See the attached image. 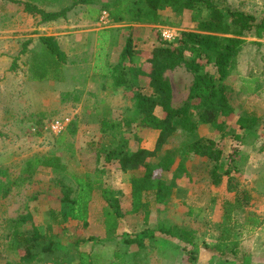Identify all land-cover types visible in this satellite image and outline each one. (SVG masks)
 <instances>
[{
    "label": "trees",
    "instance_id": "16d2710c",
    "mask_svg": "<svg viewBox=\"0 0 264 264\" xmlns=\"http://www.w3.org/2000/svg\"><path fill=\"white\" fill-rule=\"evenodd\" d=\"M11 1L20 5L24 12L35 18L37 23H46L65 17L66 12L76 4H89L93 0H74L71 6L63 7L58 11L46 9L58 0ZM201 7L209 12L206 19L199 20L194 30H182L173 41H165L158 35L152 48L145 52L140 64L134 63L133 58L138 59V57L135 56L132 36H129L120 53L119 61L109 70L117 76L118 84H123L131 91L129 99L132 106L126 108L118 119H101L100 132L119 141L109 149H98L97 155L99 157L100 153L104 154V161L107 163L117 162L123 172H138L139 175L130 179L131 190L126 196L125 208L122 207L120 198L115 196L109 187L101 186L100 176L103 170L97 169L95 173L85 175L71 171L70 159L74 157L75 150L68 136L76 133L77 119L70 121L65 131L57 135L52 150L24 160L18 177L1 171L0 196L4 197L10 191L11 184L32 178L41 168L49 169L52 183L60 188L62 194L60 201L68 205L69 219L81 222L84 227L88 224L93 192L100 190V195L106 203L101 219L107 237L111 238L116 235L120 219L125 214L142 212L144 221L148 220L151 211L150 196L153 195L156 202H163L166 199L167 188L158 178V174L168 170L174 158L168 153L156 161L152 158L169 137L177 132H183L188 136L183 154L193 153L206 158L207 168L209 167L206 175L210 183L218 185L225 177L223 193L216 197L220 200L221 208L224 209L225 219L230 218L232 210H239L245 199V196L241 195L243 188H240L238 181V176L242 174L240 163L234 158V152L227 156L226 162L223 159L222 135L219 140L206 137L192 140L198 128V122L193 116L196 115L200 123L211 127L215 134H220L226 122L234 117L237 107L232 104V95L240 92L234 88L237 82L233 75L236 72L238 55L247 36L261 37L264 32V17L257 20L252 13L233 9L215 0H104L101 9L108 12L111 23L122 21L132 23L142 20L141 14L144 13V8L148 16L154 17L165 9L180 11ZM39 41L46 47L49 56L41 67L39 75L46 77V74L52 73L53 77L55 70L60 69L63 53L52 36H40ZM179 66H183L191 73L192 82L186 102L179 107H173L171 84L165 73ZM239 109L236 123L242 131L234 136L242 143L253 142L258 136L257 124L262 116L247 108ZM147 130L158 131L153 151L140 145L143 137L141 133ZM131 141L133 145L130 148ZM262 148L264 143L260 146V149ZM50 214L53 222L59 223L58 213L50 210ZM247 219L252 221L250 225L252 229L259 223L255 218L247 217ZM31 220V215L28 213L11 221L10 233L14 241L20 244L18 264L36 259L37 244L42 243L41 250L44 253L53 252L55 245L52 236L53 224H47L44 233L35 226L32 227L31 234L22 233L20 226ZM9 222L10 220L7 224ZM176 232L192 244L194 230L176 227L170 223L168 225L162 221L154 228H145L140 234L127 239V243L133 250L154 247L157 234L173 236ZM236 232L240 233L238 229ZM232 234L233 229H228L212 247L218 251L229 248V251L237 253L238 242ZM76 241L79 246L82 242L99 240L89 236ZM146 254L148 250H145L144 255ZM75 255L76 264H94L89 252L79 250ZM114 257L115 264L124 263L123 256L118 252L114 253ZM138 258L139 256L132 263L127 262V264H138L140 260ZM130 259H133V256Z\"/></svg>",
    "mask_w": 264,
    "mask_h": 264
},
{
    "label": "rangeland",
    "instance_id": "374dc122",
    "mask_svg": "<svg viewBox=\"0 0 264 264\" xmlns=\"http://www.w3.org/2000/svg\"><path fill=\"white\" fill-rule=\"evenodd\" d=\"M215 1L227 4L233 9L252 13L257 20L264 17V0ZM7 9L15 14L22 10V7L11 0H0V14ZM143 12L142 20L138 21L142 24L143 30L138 37L134 38L138 46L136 53L141 55L142 59L149 47L152 48L149 45L153 46L156 37L161 36L162 29L168 28L178 36L182 30H194L197 22L206 19L209 15L204 7L180 11L165 9L154 17L148 16L145 8ZM6 23L7 17L4 13L0 15V26H4L3 29H5ZM3 35L6 36V32ZM20 42L19 38L13 48V55L8 56V63L4 62L0 66V172L4 171L6 174L16 177L21 174L20 169L24 160L52 150L57 137L47 128L52 120L67 118L71 121L77 119L80 123L89 120H96L98 123L103 118L97 114L88 118L86 113H78L76 106L67 104L58 106V99L53 97L46 98L48 107L47 104L44 106L43 98L40 95L35 96V92L33 94L31 89L23 88L16 79V77H21L24 72L20 50L18 51ZM11 65L13 68L8 74L6 72L9 69L6 68ZM10 74H13L14 80L6 81ZM233 75L237 82L234 88L240 92L232 95V104L239 108L255 109L259 114L263 113L264 32L259 38L254 36L245 38V43L238 55L236 72ZM165 77L170 81L171 88L174 90V107H179L187 100L192 75L183 66H179L174 70L167 71ZM46 108L55 110L51 112L39 111ZM113 115L102 114L109 118ZM259 125L261 135L257 142L262 144L264 143V117ZM82 130H78L74 136H70V139L73 143L75 142L85 168L92 170L96 158L92 153V148L87 147V144L84 143L86 137L80 134ZM87 136L90 135L87 134ZM187 142L188 136L179 132L164 145V148L168 150L169 146H180L181 148ZM222 143L224 147L227 144L226 149L235 153L242 168V174L238 176L240 188H243L241 195L245 196L241 208L232 210L230 218L225 219L223 208L220 209V215L218 209H214L212 205H207L204 209L195 208L188 215L187 211L182 209L184 206L178 204L179 207L173 210H169L168 207L155 210L153 223L149 224L151 228H154L160 220L168 218L166 221L170 224L174 222L182 228L194 230L192 244L176 232L171 240L159 236L154 240V247L133 250L127 243V239L133 238L135 234H140L141 231L138 230L143 228L140 222L133 225L125 223L126 228L121 226L116 235L108 238L101 219L104 205L100 198L92 201L88 224L87 227H84L81 222L69 219L68 205L60 201L62 195L60 188L52 183V174L41 169L30 179L11 184L10 191L4 197L0 196V264L19 263L18 246L20 244L14 241L10 233V225L12 220L28 213L32 220L20 226L22 233L31 234L34 226L44 233L46 225L52 223V236L55 245L53 252L46 254L41 250L42 243H36V259L22 264H76L75 254L79 250L89 252L94 264H115V252L123 256V264L132 263L137 256H139L138 260L140 259L138 264H264V150L260 152L253 150L250 145L239 146L237 143L229 146V142L224 140ZM97 168L103 170L101 174L105 180L102 182L105 184L116 186L120 183L117 178L119 170L115 168V165H104L100 162ZM193 179L195 185H203L205 188L207 184H210L205 173L200 178ZM0 180H2L1 177ZM178 196L182 195L178 194ZM199 197L202 198V195ZM119 198L122 207L125 208L126 197L122 195ZM50 210H55L58 213L59 223L53 222ZM218 215L220 236L221 234L225 235L228 229H233L232 237L238 242L237 253L229 251V248L218 251L212 247L213 245L207 243L211 241L206 239V236L212 235L213 231L216 232L218 229L213 230L211 225L213 217L218 219ZM247 217L257 219L258 225L252 229L250 226L252 221ZM9 220L10 222L7 224ZM174 226L179 227L178 225ZM236 229L239 230V234ZM203 232L206 234L204 235ZM89 236H94L99 241L82 242L79 246L77 245V239L81 240ZM145 250H148L146 255H144ZM130 255L133 256V259H130Z\"/></svg>",
    "mask_w": 264,
    "mask_h": 264
},
{
    "label": "crops",
    "instance_id": "0c3cea01",
    "mask_svg": "<svg viewBox=\"0 0 264 264\" xmlns=\"http://www.w3.org/2000/svg\"><path fill=\"white\" fill-rule=\"evenodd\" d=\"M73 1L74 0H58L57 3L47 6L46 9L58 11L63 7L71 6ZM103 3L104 0H93L89 4H76L66 12L65 17H60L46 23H37L34 17L23 10L14 14L13 11L7 9L2 13H5V16L7 17L5 29H3L4 26H0V66L4 62L6 64L8 63V56L13 55V48L20 38L21 44L18 51L20 50L21 65L23 66L24 72L21 74V77H16V79L20 82L23 88L26 87L31 89L33 94L35 92V96L40 95L43 98L44 106L47 104L48 107V103H46L45 99L53 97L58 99V106L64 104L72 105L73 107L76 106L77 111H79L78 113L84 112L88 115V118L97 114L100 115V117H106L105 119H107L109 117L102 116V114H111V116L114 114L111 118L118 119L120 114L125 111L126 108L132 106L129 99L131 91L123 84H118L116 82L117 76L110 73L109 70L119 61L120 53L129 36H132L131 38L135 44V56L138 57V59L136 57L133 58L134 63H141L143 59L136 53L138 46L136 45L134 38L141 34L143 27L141 23L135 21L132 23L126 21L112 22L108 26H98L97 20L101 13V6ZM5 32L6 36L3 35ZM40 36H52L56 41L59 50L63 53V61L60 64V69L58 71L55 70L54 78L52 77V73L46 74V77L39 75L41 67L49 57L46 47L39 41ZM149 46L152 47V45ZM12 68V65L10 67L7 66L6 69L9 70H7L6 73L9 74L10 69ZM13 78V74H10L7 76L6 81H12L14 80ZM7 87L8 84L6 82V89ZM182 104H180V106ZM171 105L173 107L175 106L174 90H172ZM247 109L262 116L261 119L263 121L264 112L259 114L255 109H250L249 107ZM53 110L55 109L46 108L45 110L39 111L51 112ZM239 113L240 109L238 107L235 108L234 117L226 122L224 130L220 134H215L211 127L200 123L197 120L196 115H194L193 119L198 122V128L191 139L206 137L217 140L218 137H221L222 135V139L225 142H229V146L233 145V143H237L239 146L250 145L253 150L262 152L264 148L260 149L261 144L257 142L261 135L260 122L257 124V127L259 128L258 136L253 142L242 143L235 138L234 134L241 133L242 131L236 123V117ZM101 119L98 123H96V120H89L88 122L83 123L77 122L78 128L76 133L78 130L83 129L80 134L86 137L84 143L87 144V147L92 148V153L96 158L94 160L95 164L93 169L90 170L85 168L84 164L81 162V157L77 151L75 142L73 143L70 136H68V140L73 143L75 150L74 157L70 159V169L73 173L85 175L87 173H95L96 170L99 169L97 167L100 162L104 165L113 164L115 165V168L119 170L117 178L120 183L116 186L105 184L102 182V180L105 179H103L101 174L100 184L101 186L109 187L115 196L120 197L123 195L126 197L131 190V177L139 174L137 171H121L117 162H105L104 154L100 153V156L98 157V149H109L115 146L119 141L108 134L100 132L99 124ZM70 121L71 120H69V122ZM178 133L179 132L169 137L161 149L156 153V156L152 158L154 159L153 161H156L167 153L171 154L174 158L170 168L158 174V178H160L167 188L166 199L163 202H156L153 195L150 196L149 208L151 211L148 220L146 222L144 221V215L142 212L125 214V216L120 219L117 232L120 230L121 226L126 228L125 223L133 225L135 223L139 224L140 222V224L143 225V228L138 230L139 232H142L145 228H151L149 224L153 223L155 210L163 209L165 207H168L169 210H173L179 207L178 204L184 206L182 209L186 210L188 215H190V210H195V208L204 209L207 205H212L214 209H218L220 215L221 204L220 200L216 199V197L223 193L225 177L222 178V181L218 185L211 184L210 180H208V175H206L209 170V167L207 168L208 162L206 158L193 153H189L188 155L183 154V151L186 150L187 143L182 145L181 148L180 146H169V150L164 148V145H166L168 141L174 138ZM87 134L90 136H87ZM141 135L143 137L140 145L153 151L155 149L158 131L147 130L141 133ZM261 138L263 139V137ZM132 145L133 143L131 141L130 148ZM226 146L227 144H225L223 151V159L225 162L227 156L231 153L228 148L226 149ZM161 151L163 152L160 154ZM234 158L238 161L235 155ZM43 170L50 173L49 169ZM102 172L103 171H101V173ZM203 173H205L207 181L210 183L206 185V188L203 185H195L193 179L195 177L200 178ZM178 194L182 196H178ZM200 195H202V198L199 197ZM97 198H100L105 207L106 203L102 199L99 189L93 192L91 203ZM219 215L218 219L213 217L211 220L212 229H218L216 232L213 231L212 235L206 236V239L211 241L207 242L209 245H214L220 238ZM166 219L168 218L160 220V222L162 221L165 224H169ZM172 224L180 227L179 224L174 222H172ZM203 234L205 235L206 232H203ZM159 236H164L171 240L175 235L167 236L157 234L155 238H158Z\"/></svg>",
    "mask_w": 264,
    "mask_h": 264
},
{
    "label": "built area",
    "instance_id": "2783aa9c",
    "mask_svg": "<svg viewBox=\"0 0 264 264\" xmlns=\"http://www.w3.org/2000/svg\"><path fill=\"white\" fill-rule=\"evenodd\" d=\"M110 23L111 21L108 12L106 10H102L97 20V25L103 27L110 25ZM160 35L162 39L165 41H173L178 37L174 34L173 31L169 30L168 28L162 29ZM68 123H69V119L67 118L54 119L48 124L47 128L52 134L58 135L63 131H65Z\"/></svg>",
    "mask_w": 264,
    "mask_h": 264
}]
</instances>
